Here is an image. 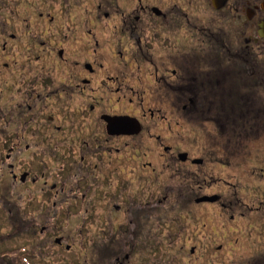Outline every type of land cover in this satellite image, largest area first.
<instances>
[{"label":"flooded vegetation","instance_id":"af4514ba","mask_svg":"<svg viewBox=\"0 0 264 264\" xmlns=\"http://www.w3.org/2000/svg\"><path fill=\"white\" fill-rule=\"evenodd\" d=\"M11 1L16 15L7 0L0 15V264H108L111 232L134 238L130 253L151 214L168 237L182 210L204 204L243 209L249 237L195 224L184 258L153 264H264V0H96L87 15L78 0L83 10H55L52 29L41 0ZM112 119L124 122L107 129ZM191 122L209 141L171 144ZM244 186L257 205L241 202ZM129 253L114 261L138 264Z\"/></svg>","mask_w":264,"mask_h":264},{"label":"rangeland","instance_id":"374dc122","mask_svg":"<svg viewBox=\"0 0 264 264\" xmlns=\"http://www.w3.org/2000/svg\"><path fill=\"white\" fill-rule=\"evenodd\" d=\"M8 1V10H12L13 14L16 15V10L17 8H15L16 3L14 5V2H12L11 0H7ZM14 1V0H13ZM16 1V0H15ZM31 2H35L36 0H30ZM17 2V1H16ZM96 0H87L86 3H84V9H85V15L88 14V11L86 9H89V13L91 14L92 11L90 10V8L95 5ZM2 0H0V15H3V13H5V10L7 8H4L2 10V8L4 7V5H2ZM80 1L78 0H41L40 1V5H39V13L41 12L43 14V18H47L50 14V17H54V20L49 22L48 20L47 25L44 26V28H54L56 27V22L55 19L57 18V14L55 12V10L61 11L62 13L64 12V15H66L69 11H74L73 9H77V10H83L82 9V5H80ZM19 6V8H26V10L29 11V8L26 6H21V5H17V7ZM77 6V7H74ZM57 8V9H56ZM33 9V5H30V10L32 11ZM21 13H23L21 11ZM6 14V13H5ZM84 15V14H83ZM88 24V21H87ZM3 24L0 23V33L4 30L3 29ZM23 27L25 26V23L22 24ZM24 30H27L24 27ZM1 40V38H0ZM1 42V41H0ZM260 93H264L263 90L259 89ZM105 92H107V90H105ZM105 100H107V96ZM49 104H53V99L49 101ZM52 106V105H51ZM196 127V128H195ZM165 128V126H164ZM195 128V129H194ZM180 133L178 134L177 132L175 133L173 131V134L169 137H171L173 140H170L171 144L173 145H183V146H187L189 149H199L203 144H206L209 141V135L206 132V128L203 124H197V123H193L191 122L190 124L187 123L185 124L183 127L179 128ZM169 131L166 130L165 128V133L168 134ZM209 136V137H208ZM167 137V136H166ZM168 138V137H167ZM169 143V142H168ZM195 154H197V152H195ZM0 156L2 157V154H0ZM1 160V159H0ZM22 167L28 166V163H31V156L27 155L23 158L22 160ZM28 167H25V169H27ZM31 169V168H30ZM1 171V168H0ZM233 177L231 180V182H233L234 184H237L239 187H243V185H245L247 182L245 180H243L242 176H240V178H238V180H236V175H238V173L233 172L232 173ZM223 177V176H221ZM231 178V177H230ZM255 183V181L251 182V185H253ZM219 188H215V189H211L210 191L215 192V190H217ZM154 195L156 197H159L161 195H163V190L162 187L160 186L159 188L154 187ZM225 189L223 188L222 191H224ZM218 191V190H217ZM238 197L242 200L241 202L244 203H249L250 201L256 203H258V201L256 199H254L253 197H251L250 195H247L246 193V189L245 186L244 188H241L239 190V192H237ZM224 200L226 201V203L231 200V195L228 192V189L226 191H224ZM172 204V202H171ZM200 209H196L193 212V215L187 213V208L182 210V214H184L183 216H185V221L184 219L180 220V221H175V219L172 220L171 223V227H173V232L169 233V236L167 237L166 235V229L164 228L165 225H159V221H161V219H159L160 215H157L156 213L151 214L150 220L148 222L149 227L151 228V235L146 236V242L141 243V241H139L135 247L134 250H132V252H128L129 248L131 246L132 242H124L122 236L123 234H120L119 236V232H118V227L120 226V224L122 223L121 221L122 216L120 213V218H116L113 219V221H110L111 224H114V227L116 228V233H112V235L114 236H110L107 237L105 239L108 247L110 248V250H112L111 253H109L108 257H107V263L108 264H119L116 263L114 261V259L118 256L121 259L123 258V256L127 253H129V259L132 260H138V264H153V260H162V259H168L170 258V254H174V256L176 258H184L185 254L183 253V250H181L180 248L185 249L186 251L188 250L187 248L193 244H195V240H197L198 237H196V226H194L195 224H198L200 226L203 227V230H205V233H210L209 231L215 229V231H218L217 234V238H223L226 237L228 238V236H221L219 235L222 231V228L225 227V225H228L231 223L232 227L229 229H226V232H230L229 236L230 237H234V242L236 241V239L239 238V235L247 238L249 237V235H247L248 230L250 229L249 224L247 223L248 221H244V218H241L238 216V214H240V212L243 211V209H235V212H228V208L223 209L222 207H220L218 204L216 205H208V204H204V206L199 207ZM107 210V209H105ZM158 211V210H157ZM173 211V210H172ZM171 211V212H172ZM230 214H235L236 217L232 219V222H230ZM249 218V216L246 218V220ZM264 219V217H261ZM108 221V223H110ZM183 223L186 224V226L183 227ZM178 225H180L181 227H178ZM252 226V225H251ZM187 227V228H186ZM182 229V232L180 231ZM109 231L106 228V233H108ZM189 232V233H188ZM195 234V235H194ZM194 235V237H193ZM219 235V236H218ZM144 236V235H143ZM203 238V237H202ZM201 239V238H200ZM144 243H146V246H143ZM173 244L171 247H168V244ZM130 244V245H129ZM123 245L125 247H123ZM223 247L225 248H229L230 245L229 243H227V241H225L223 243ZM258 245H261V241L255 239L253 241V243L251 242V244L249 246L252 247H257ZM233 246H235L233 244ZM123 247V248H122ZM255 249V248H254ZM232 251V250H229ZM173 257V256H172ZM127 261V260H126ZM140 262V263H139ZM95 264H100L99 261L97 260L96 257V261Z\"/></svg>","mask_w":264,"mask_h":264},{"label":"water","instance_id":"95a60500","mask_svg":"<svg viewBox=\"0 0 264 264\" xmlns=\"http://www.w3.org/2000/svg\"><path fill=\"white\" fill-rule=\"evenodd\" d=\"M124 121H119V119H112L111 121L108 122V125H107V129H111L112 127H114L115 125H118V124H121L123 123ZM111 133L113 132L110 131ZM216 199V195L215 196H204L203 198H199L197 199V202H201V201H214Z\"/></svg>","mask_w":264,"mask_h":264}]
</instances>
